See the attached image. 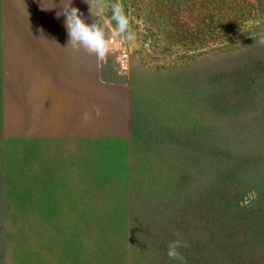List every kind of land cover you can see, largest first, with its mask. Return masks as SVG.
Listing matches in <instances>:
<instances>
[{
  "label": "rangeland",
  "instance_id": "obj_1",
  "mask_svg": "<svg viewBox=\"0 0 264 264\" xmlns=\"http://www.w3.org/2000/svg\"><path fill=\"white\" fill-rule=\"evenodd\" d=\"M116 2L135 33L118 39L129 57L122 75L112 51L98 66L94 55L67 46L62 9L70 0L24 2L20 10L19 0H0V264H177L167 256L177 239V55L198 54L184 92L199 100L205 84L216 83L214 43L183 37L178 25L193 24L185 0H106ZM70 6L86 23L98 19L86 0ZM110 16L106 8L97 22ZM47 58L55 74L72 78L69 88L83 89L90 119L82 147L74 131L71 140H38L29 125V92ZM230 104L223 120L232 131L249 108ZM242 173L222 164L213 192ZM254 174L264 183V160ZM252 188L195 213L192 264H264V188Z\"/></svg>",
  "mask_w": 264,
  "mask_h": 264
},
{
  "label": "trees",
  "instance_id": "obj_2",
  "mask_svg": "<svg viewBox=\"0 0 264 264\" xmlns=\"http://www.w3.org/2000/svg\"><path fill=\"white\" fill-rule=\"evenodd\" d=\"M185 3L193 24L178 25L183 37L198 43L207 35L214 43L208 54L217 59L212 66L216 83H206L205 89L202 83L200 89L204 90L196 100L193 90L184 91L190 90V70L198 54L189 51L177 55V72L182 74L177 81V238L186 242L178 251L186 264H192L195 213L203 206L230 204L246 189L264 188L263 179L254 174L257 163L264 160V114L258 111L264 108V44L260 43L264 40V0ZM231 52L235 59L225 65L220 60ZM230 102L249 108L241 120L243 126L232 131L223 120ZM224 163L240 166L243 173L227 190L213 192L214 172Z\"/></svg>",
  "mask_w": 264,
  "mask_h": 264
},
{
  "label": "crops",
  "instance_id": "obj_3",
  "mask_svg": "<svg viewBox=\"0 0 264 264\" xmlns=\"http://www.w3.org/2000/svg\"><path fill=\"white\" fill-rule=\"evenodd\" d=\"M37 1L40 0H19L21 4L17 7L20 10L24 2H28L29 8L32 2ZM51 52L50 50L49 53ZM51 62H53L51 58L44 59L42 67L45 69L42 73L38 70L41 65L36 66L38 70L36 71L41 74L36 75L33 81V91L31 88L29 92V125L37 129L38 140L42 137L46 140L50 135L60 140L63 136V139L67 141L71 140L73 135L70 132L74 131L75 145L77 148L82 147L84 139L83 89L81 88L78 92L76 88H69L72 78L55 74L56 70L53 69L54 64ZM68 124H71V127L68 128Z\"/></svg>",
  "mask_w": 264,
  "mask_h": 264
},
{
  "label": "clouds",
  "instance_id": "obj_4",
  "mask_svg": "<svg viewBox=\"0 0 264 264\" xmlns=\"http://www.w3.org/2000/svg\"><path fill=\"white\" fill-rule=\"evenodd\" d=\"M89 11L92 16L98 19L94 23H86L82 18V13L76 7H71L70 3L62 9L65 17L64 25L66 28L68 42L67 46H71L74 51L83 50L88 55H94L98 62V66H102L106 62L112 43L117 39L133 41L135 33L131 31L128 16L125 14L123 5L119 2L107 4L106 0H91ZM96 11L93 13L92 9ZM110 9L111 16L105 24L98 23L99 18L104 14L105 10ZM115 22V27H111ZM106 27L110 31V36L106 33ZM264 44V40L260 41ZM82 119L87 122L90 117L88 113L82 115ZM186 242L177 238L168 244L167 256L171 260L178 261L179 264H186V258L178 251L181 247H186Z\"/></svg>",
  "mask_w": 264,
  "mask_h": 264
},
{
  "label": "built area",
  "instance_id": "obj_5",
  "mask_svg": "<svg viewBox=\"0 0 264 264\" xmlns=\"http://www.w3.org/2000/svg\"><path fill=\"white\" fill-rule=\"evenodd\" d=\"M110 36V34H109ZM111 51L114 53V65L118 74H126L129 71V57L128 52L124 44L117 39L112 43Z\"/></svg>",
  "mask_w": 264,
  "mask_h": 264
}]
</instances>
